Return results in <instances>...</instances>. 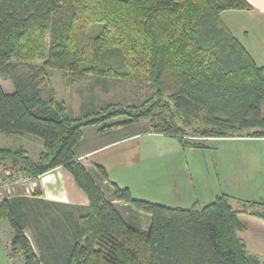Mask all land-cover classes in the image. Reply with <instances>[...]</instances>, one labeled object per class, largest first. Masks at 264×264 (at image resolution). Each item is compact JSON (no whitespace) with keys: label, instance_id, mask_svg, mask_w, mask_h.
<instances>
[{"label":"trees","instance_id":"trees-1","mask_svg":"<svg viewBox=\"0 0 264 264\" xmlns=\"http://www.w3.org/2000/svg\"><path fill=\"white\" fill-rule=\"evenodd\" d=\"M251 8L247 0H0V67L12 58L41 61L31 73L36 87L57 70L70 85L94 76L148 91L140 104L108 102L75 116L52 92L44 99L0 85V133L43 141L32 157L21 144L0 146V163L36 178L61 166L88 199L65 257L47 264H264L238 235V214L264 219V200L233 208L222 193L204 205L169 207L135 199L114 183L101 188L96 180L107 182L105 169L88 171L75 158L88 125L107 130L146 121L149 132L198 148L205 142L185 135L264 137V66L220 16ZM115 202L148 214L146 229ZM0 218L12 228L9 258L20 255L11 264H45L24 232L20 204L0 201Z\"/></svg>","mask_w":264,"mask_h":264},{"label":"crops","instance_id":"crops-1","mask_svg":"<svg viewBox=\"0 0 264 264\" xmlns=\"http://www.w3.org/2000/svg\"><path fill=\"white\" fill-rule=\"evenodd\" d=\"M247 1L252 5L251 9L224 10L220 16L256 62L264 66V0ZM222 14H225V17H222ZM95 81L105 93L104 87L106 86L103 84L106 85L107 81L104 79ZM91 95L85 99L78 98L74 103L75 108H70L67 104L68 111L78 116L92 112L98 106L105 104L94 101L95 97ZM140 124L141 122L128 123L107 130H103L100 124L83 127L82 137L75 145L76 160L88 171L94 165H101L107 174L106 183H114L121 188L128 187L133 198L169 207H188L195 201L204 205L222 193L226 194L229 200L230 197L240 201L244 199L246 201L264 200V195L254 192L260 184L253 181L254 173L250 183L242 181L238 177L239 174L233 177L230 185H233L235 189H230L229 186L222 188L219 184L218 188H214L209 194L206 193L204 187L201 191L197 190L195 187L197 178L191 175L190 162L185 156L189 146L181 145L173 137L150 134L148 129L141 128ZM0 137L21 144L31 157L43 148L42 139L36 135L0 133ZM240 140L244 142L264 141V137H246ZM211 141H206L205 147H207V142ZM262 155L264 160V151ZM96 183L103 188L105 180H96ZM36 189L38 193L33 192L32 196L23 195L21 192L12 195L7 200L20 204L25 234L28 236L27 229L34 227L37 232L36 237H41L37 241L34 239V242L28 238L42 260L54 259L57 254L65 257L68 247L76 237L77 218L88 206L87 196L75 183L72 175L61 166L41 174L37 179ZM242 191L245 194H240ZM118 204L123 207V203ZM145 216L149 222L150 216L148 214ZM238 218L244 225L238 235L244 240L249 251L250 249L257 251L255 254L261 257L260 254L264 255V219L244 213L238 214ZM244 220L251 224L252 229H258L260 234L258 237H255L253 232L248 233L249 230ZM44 228L48 229L46 235H42ZM6 232L5 246L0 252V264H11L9 253L6 255V252L10 250L12 237L9 220L0 218V237ZM242 232H245V237ZM43 243L46 245V251L42 246Z\"/></svg>","mask_w":264,"mask_h":264},{"label":"rangeland","instance_id":"rangeland-1","mask_svg":"<svg viewBox=\"0 0 264 264\" xmlns=\"http://www.w3.org/2000/svg\"><path fill=\"white\" fill-rule=\"evenodd\" d=\"M222 17H225V14H222ZM227 19L228 17L226 18V20ZM41 64V61L23 62L12 58L9 64L0 67V85L6 92H13L17 88H19L28 94L36 92L40 97L44 99H47L49 94L52 92L56 98L63 99L66 102V105L68 104L70 108L76 107L74 103L77 102L78 98L85 99V97L88 98L90 94H92L91 96L95 97L94 101L96 102H121L128 105L140 104L145 98V95L148 93L147 89L140 88V86L134 83L118 80H107L106 85L103 84L104 86H106L104 87V93L101 91V86H99V83L95 81L98 78L94 76H87L83 80L77 81L70 85L66 82V80L63 79L61 72L57 70H48L49 80L42 86L36 87L31 78V73ZM262 112L264 114V105L262 107ZM123 119V117L118 118V120ZM112 122L113 121H110L109 123ZM140 125H142L141 128L148 129V124L146 121H141ZM241 138L246 137L234 136L224 138L223 140L219 141L208 140L211 142H207V147L195 149L189 146V148L186 149L185 156L186 159L190 162L191 175L197 178L195 183V187L197 190L201 191L204 187L206 189V193L209 194L211 193V191L213 192L214 188H218L219 184H221L222 188H224L225 186H229L230 189H235L233 185H230V181L233 182V177H236L239 174L238 177L242 179V181L250 183L252 174L254 173L253 181L260 183L259 187H257L254 192L264 195V160L262 155L264 151V141L255 140L252 142H244L240 140ZM13 145H15L14 141L11 142L10 139L0 137V146ZM33 149L35 150L34 146ZM6 163L9 164V162L1 164L6 165ZM261 180L263 182H261ZM35 187L36 186H34V190L30 189L29 192L20 190L17 193L19 194L22 192L23 195L25 194L28 196H32L33 192L35 193ZM240 194H245V192L242 191ZM105 195L108 196V193L106 191ZM244 201L246 200L244 199L240 201L238 199L230 197V204H232L233 208H239L241 202ZM118 203H115V205L125 219L132 217L133 219H135V222L140 224L141 230L146 229L148 219L146 218L144 213L135 214V212L132 211L127 212ZM244 223L248 227V233L253 232V235L255 237H258L260 235L258 229H252V226L249 222L244 220ZM47 231L48 229L46 228L42 229V235H46ZM27 233L32 242H34V239L35 241L41 239V237H36L37 232L34 227H29L27 229ZM244 233L245 232H242L243 237H245ZM5 235H7V232L0 237V252L3 251V247L5 246ZM42 246L46 251L45 243H43ZM8 251L11 253V250H7L6 255L7 253H9ZM250 252L257 253V251H254L252 249H250ZM14 254L16 253L14 252ZM17 254L14 255V257L16 256L15 258H17L18 260L15 259L9 262H18L20 260V256L19 254ZM260 255L264 260V255ZM8 256L7 260H9ZM44 261H46L45 264H47V261L49 260L46 259ZM50 263L53 264L52 262ZM50 263L48 262V264Z\"/></svg>","mask_w":264,"mask_h":264},{"label":"built area","instance_id":"built-area-1","mask_svg":"<svg viewBox=\"0 0 264 264\" xmlns=\"http://www.w3.org/2000/svg\"><path fill=\"white\" fill-rule=\"evenodd\" d=\"M151 133L153 135H160L159 133H155V132H151ZM185 138L188 139L189 141H195V142L196 141L206 142L212 139H219L218 137L199 136V135H185ZM38 178L39 176L36 178L18 169H14L8 164L2 165L0 163V201L4 199H8L9 197L12 196V194L17 193L20 190H24L25 192H29L30 189L34 190V186H36V182ZM15 257L14 256L10 257V259L11 260L17 259Z\"/></svg>","mask_w":264,"mask_h":264}]
</instances>
